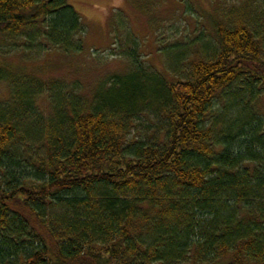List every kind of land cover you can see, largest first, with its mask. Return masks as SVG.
Returning <instances> with one entry per match:
<instances>
[{
  "label": "trees",
  "instance_id": "obj_1",
  "mask_svg": "<svg viewBox=\"0 0 264 264\" xmlns=\"http://www.w3.org/2000/svg\"><path fill=\"white\" fill-rule=\"evenodd\" d=\"M214 9L86 98L7 65L82 51L67 0H0V264H264V0Z\"/></svg>",
  "mask_w": 264,
  "mask_h": 264
},
{
  "label": "rangeland",
  "instance_id": "obj_2",
  "mask_svg": "<svg viewBox=\"0 0 264 264\" xmlns=\"http://www.w3.org/2000/svg\"><path fill=\"white\" fill-rule=\"evenodd\" d=\"M142 1L138 0V3ZM240 1L152 0L155 4L149 7L150 1L146 0V5L142 3L140 8H136L128 0H67L85 29L79 37L82 39V51L66 55L56 48L45 47L44 51L32 57H22L18 53L7 60V65L14 71L20 70L39 78L61 80L68 88L78 83L80 95L87 98L100 81L126 71L127 62L119 56L126 30L139 45L140 62L163 73L164 57L158 52L159 47L177 43L175 34L179 32L186 31V37H192L191 34L202 25L207 27L205 17L214 15L218 10L215 7L220 5L224 10ZM41 43L46 46L45 42ZM6 98V87L0 83V102ZM37 104L48 114L47 96L40 97Z\"/></svg>",
  "mask_w": 264,
  "mask_h": 264
}]
</instances>
